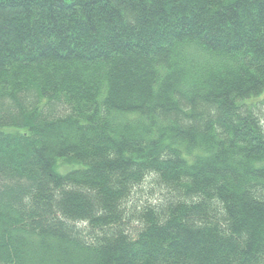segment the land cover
Wrapping results in <instances>:
<instances>
[{
    "label": "trees",
    "instance_id": "1",
    "mask_svg": "<svg viewBox=\"0 0 264 264\" xmlns=\"http://www.w3.org/2000/svg\"><path fill=\"white\" fill-rule=\"evenodd\" d=\"M0 264H264V0H0Z\"/></svg>",
    "mask_w": 264,
    "mask_h": 264
}]
</instances>
